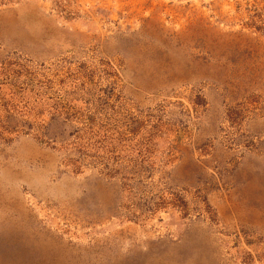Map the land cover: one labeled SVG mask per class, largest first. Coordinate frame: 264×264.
Wrapping results in <instances>:
<instances>
[{
    "label": "rangeland",
    "instance_id": "374dc122",
    "mask_svg": "<svg viewBox=\"0 0 264 264\" xmlns=\"http://www.w3.org/2000/svg\"><path fill=\"white\" fill-rule=\"evenodd\" d=\"M0 264H264V0H0Z\"/></svg>",
    "mask_w": 264,
    "mask_h": 264
}]
</instances>
